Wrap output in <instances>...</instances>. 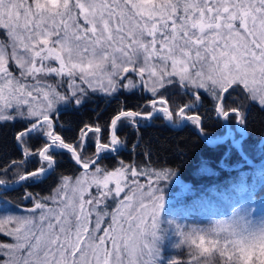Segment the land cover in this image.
<instances>
[{"label": "snow or ice", "instance_id": "1", "mask_svg": "<svg viewBox=\"0 0 264 264\" xmlns=\"http://www.w3.org/2000/svg\"><path fill=\"white\" fill-rule=\"evenodd\" d=\"M137 92L150 98L138 110L121 105L107 129L85 124L72 143L56 130L61 109L89 95ZM206 97L225 122L245 123L239 97L264 110V0H0V123L21 125L20 158L0 168L11 173L0 187L44 182L59 155L81 169L47 197L26 191L33 203L22 214L0 207L11 241H0V264H264V206L243 177L234 189L247 198L231 215L187 225L161 215L156 185L175 171L100 166L124 146L119 125L162 116L203 132L196 110Z\"/></svg>", "mask_w": 264, "mask_h": 264}, {"label": "trees", "instance_id": "2", "mask_svg": "<svg viewBox=\"0 0 264 264\" xmlns=\"http://www.w3.org/2000/svg\"><path fill=\"white\" fill-rule=\"evenodd\" d=\"M236 93H233V97ZM150 94L142 95L120 93L114 97L103 94H92L79 107L69 106L62 108L56 122V130L65 138L66 142L72 143L77 140L79 130L85 124H99L107 129L111 117L123 105L126 108L138 110ZM172 99L180 103L179 96L173 94ZM184 101L188 98L183 97ZM238 102L243 105L245 123L241 125L244 132L235 127V115H231L227 122L223 117H217L212 110L210 99H204L202 106L196 111L202 118V134L208 139H217L229 128L233 133V140L239 138V145L244 154L253 161L264 159V110L255 104H249L244 97H239ZM234 107L231 98L227 102ZM148 111L151 109L148 108ZM62 126V127H61ZM21 128L20 124L0 123V168L14 159L20 158V152L14 139L15 133ZM228 133V134H229ZM109 132L105 130L104 137L107 142ZM117 136L123 141L119 155L103 154L100 158V166L113 169L123 163H130L140 169H169L175 171L179 179L195 188L205 192L213 187L211 192L219 197L223 195L225 185L234 184L241 169H257V178L261 179L256 193L264 192V176L259 169L261 164H249L230 141L229 135L215 145H208L196 132V126L190 122L179 128L169 126L162 116H157L148 121H143L137 129L131 125L118 126ZM38 146V145H37ZM94 145L84 151L86 157H93ZM150 153L146 156L145 153ZM57 164L55 170L39 184H25L15 188H0V198L13 209H27L30 202L25 201V193L30 192L33 196H43L51 191L56 185L60 175H75L80 170L70 157V154L55 157ZM34 165L29 164L31 170ZM260 170L259 172H257ZM264 172V171H263ZM0 175V179H10ZM246 181L249 175L243 177ZM249 181V180H248ZM248 181L246 182L248 184ZM222 185V187H220ZM255 184L252 183V187ZM250 187V186H249ZM225 191V190H224Z\"/></svg>", "mask_w": 264, "mask_h": 264}, {"label": "rangeland", "instance_id": "3", "mask_svg": "<svg viewBox=\"0 0 264 264\" xmlns=\"http://www.w3.org/2000/svg\"><path fill=\"white\" fill-rule=\"evenodd\" d=\"M49 83H55L54 80H49ZM66 87V85H65ZM101 94V93H98ZM235 125V124H234ZM237 129L241 130V125L237 124L235 126ZM130 164V163H124ZM119 166V165H118ZM117 166V167H118ZM140 169V168H139ZM152 168H144L147 173V170ZM259 169H264L261 167ZM162 170V169H155ZM257 169H241L237 174L240 178L232 184V185H225L226 187L223 189L222 197H219L212 193L211 190H214L213 187L207 188L206 191L203 193L201 191H197L195 188L190 187L188 184L183 183L177 174L172 177L171 180L168 181H160L158 185L159 188L164 189L165 191V208L162 211L161 215L166 216L167 218L175 220L179 224H187V225H202L206 226L213 220L223 219L225 216L231 215L232 207L235 203L240 201L241 199L247 198V193L240 194L237 193L234 189V186L237 185L241 179L245 175H249L248 184L246 183V179H244L245 183L250 186L252 183L255 184L253 186L252 196L254 197L255 204L254 206L259 208L264 206V192L256 193L257 187L260 185L261 179H258L256 174ZM81 169L78 171V175ZM258 170L257 172H259ZM262 172L264 170H261ZM71 175V176H75ZM149 175L145 174L142 177H138L141 183L145 184V191L147 190V183L149 180ZM155 179V177H151ZM165 185L167 187L165 188ZM55 187V186H54ZM222 187V185H220ZM225 190V191H224ZM51 191L43 196L40 197H47L50 195ZM25 199V198H24ZM25 201L30 202V207L32 206L33 201L30 199H25ZM0 207H6L11 209L16 214H22L25 209H13L8 206V204L1 200L0 198ZM29 207V208H30ZM0 241L3 242H11L10 239L4 235H0ZM2 259V257H0Z\"/></svg>", "mask_w": 264, "mask_h": 264}, {"label": "water", "instance_id": "4", "mask_svg": "<svg viewBox=\"0 0 264 264\" xmlns=\"http://www.w3.org/2000/svg\"><path fill=\"white\" fill-rule=\"evenodd\" d=\"M169 126L173 127V128H179V127H174L172 126L171 124H169L168 122H166ZM237 121L235 120V126H237ZM196 132L198 133V135L208 144V145H215L217 143H219L220 141L224 140L229 134V128L227 127L225 133L223 135H221L219 138L217 139H208L206 137H204V135L202 134L201 130L199 128L196 127ZM244 132V130H243ZM231 135H229L230 137V141L233 143V145L237 148V150L239 151V153L243 156V158L245 159V161L249 164H261V163H264V159L263 160H259V161H253L251 160L250 158H248L244 152L242 151L240 145H239V138L233 140V133L230 132ZM245 133V132H244ZM109 136V134H108ZM94 158V157H93ZM1 189H5L3 187H0ZM10 188H15V186L13 187H10Z\"/></svg>", "mask_w": 264, "mask_h": 264}]
</instances>
